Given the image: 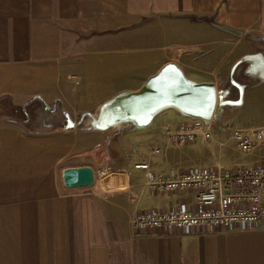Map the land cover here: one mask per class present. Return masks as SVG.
<instances>
[{
  "label": "crops",
  "instance_id": "crops-1",
  "mask_svg": "<svg viewBox=\"0 0 264 264\" xmlns=\"http://www.w3.org/2000/svg\"><path fill=\"white\" fill-rule=\"evenodd\" d=\"M260 37L264 0H0V264H264V221L251 231L191 235L139 236L131 229L134 212L166 202L147 194L145 171L133 162L178 173L249 165L264 155L262 145L241 157L229 145L231 126H264L234 119L260 76L245 63L232 73L250 85L242 103L217 108L210 139L198 134L191 150L176 152L167 138L184 118L171 108L141 129L115 125L119 142L115 132L78 126V118L115 93L136 90L167 62L189 80L234 88L222 96L233 100L231 65L264 50ZM63 111L73 127H64ZM124 140L135 146L120 150ZM90 148L88 161L64 162ZM112 153L117 171L91 187H63L64 166H103Z\"/></svg>",
  "mask_w": 264,
  "mask_h": 264
},
{
  "label": "built area",
  "instance_id": "built-area-1",
  "mask_svg": "<svg viewBox=\"0 0 264 264\" xmlns=\"http://www.w3.org/2000/svg\"><path fill=\"white\" fill-rule=\"evenodd\" d=\"M210 130L208 122L184 116L173 131H168L167 138L177 146H188L198 134L204 140L210 139ZM228 138L240 152L248 153L264 144V126L249 132L231 126ZM103 166L93 167L95 182L105 172ZM132 167L145 171L144 188L148 195L166 198L162 206L134 212L131 229L136 235L251 231L264 221V155L249 165L208 169L193 166L178 173L153 170L145 160L133 162Z\"/></svg>",
  "mask_w": 264,
  "mask_h": 264
},
{
  "label": "water",
  "instance_id": "water-1",
  "mask_svg": "<svg viewBox=\"0 0 264 264\" xmlns=\"http://www.w3.org/2000/svg\"><path fill=\"white\" fill-rule=\"evenodd\" d=\"M221 30L241 36L231 29ZM259 39L264 43L261 37ZM251 61H255L256 68L264 72V50L257 49L253 53H246L231 65L229 82L237 87V96L233 100H224L221 89L209 80L203 82L189 80L176 64L167 62L165 66L145 79L136 90L115 93L110 99L101 102L94 112H88L83 123L84 130L102 131L118 124L141 129L154 119V115L167 108L175 110L179 115L198 118L207 123L213 117V112L221 105L238 106L242 103L243 90L249 84L236 83L232 73L244 63L247 72L250 73L248 67ZM250 75L253 77L251 73ZM253 78L254 85L264 81L260 76ZM63 114L66 121L64 127H73L76 121L70 119L65 111ZM60 174L63 187L69 189L91 187L95 182V172L91 165L64 166Z\"/></svg>",
  "mask_w": 264,
  "mask_h": 264
},
{
  "label": "rangeland",
  "instance_id": "rangeland-1",
  "mask_svg": "<svg viewBox=\"0 0 264 264\" xmlns=\"http://www.w3.org/2000/svg\"><path fill=\"white\" fill-rule=\"evenodd\" d=\"M165 30L169 32L168 29L165 28ZM166 36L170 38L171 34L170 35L169 34H166ZM228 83L229 82L226 81V85ZM228 89H229V91L232 90L231 88H228ZM79 119H80V121L78 123H80V124H78V126H79V128L84 129L85 128L84 127L85 125H83V122H85V118L82 116V117L78 118V120ZM234 119L235 120H238L240 123L242 121H245V122L246 121H249L251 123V125H255V126L264 125V83L263 84L262 83H258L254 87H252L251 89L250 88L249 89H246L245 93L243 94V103H242V105L240 107V111L237 113V116H235ZM231 121H233V117L230 118L228 121H226L225 124L226 125H229L231 123ZM120 125H123V124H120ZM119 126H118V128H115L116 127L115 126V127H111V128H108L107 129V132H109V135L110 136H111V134H114V132H115L114 136H112L113 142H115V141L116 142H119L118 141V137H117V134L119 132H117V131L118 130L119 131L122 130ZM124 126H126V125H124ZM129 132H131L133 134L134 133H136V134L141 133V131H139V130L138 131L129 130ZM120 143H122V145L121 144H118L119 145L118 148L120 150H122L123 147H130L131 146L130 142H128L127 140H124L123 142H120ZM233 143L234 142L232 141V143L229 144V145L232 146V147L230 146V148H231V150L233 152L235 151L234 148H236L237 149L236 151H237V153L239 154L240 157L242 155H244V154H247V153L240 152L238 150V148ZM261 145L263 147L260 150L261 151H264V144H261ZM132 146H135V145L132 144ZM175 146H177V145H175ZM177 147H179V148L174 147V150L176 152H181L182 149H186V150L189 149V150H191L190 149L191 146L189 147V146H186V145H182V146H177ZM189 152H192V151H188V152H186V154H189L190 155ZM77 156H79V155H77ZM77 156L76 157L75 156H69V157L66 156L64 158V160H65L64 162L65 163H68V164H72V163H77V162L84 163V161H88L89 160L88 157H87V155L81 154L80 157H82V158L77 157ZM112 158L114 159V160H112V164H110V163L109 164H107V163L104 164L103 168H105V172L102 175H104L106 172L110 173V171H117L118 168H121L116 163V161H119L118 160L119 159L118 155L112 153ZM185 158H186V156H185ZM246 158H242V159H246ZM113 161H114V163H113ZM102 175H98V177H97L98 180L102 177ZM97 185H98V187L101 186V185H99V183H97ZM100 189H102V188H100Z\"/></svg>",
  "mask_w": 264,
  "mask_h": 264
},
{
  "label": "bare ground",
  "instance_id": "bare-ground-1",
  "mask_svg": "<svg viewBox=\"0 0 264 264\" xmlns=\"http://www.w3.org/2000/svg\"><path fill=\"white\" fill-rule=\"evenodd\" d=\"M249 65H250V71L249 72L251 74L260 75V76L264 75V72H262V70L256 68V62L255 61H251L249 63Z\"/></svg>",
  "mask_w": 264,
  "mask_h": 264
},
{
  "label": "trees",
  "instance_id": "trees-1",
  "mask_svg": "<svg viewBox=\"0 0 264 264\" xmlns=\"http://www.w3.org/2000/svg\"><path fill=\"white\" fill-rule=\"evenodd\" d=\"M93 149H96V147H93ZM91 151V148L90 149H88V150H85V151H83L81 154H88L89 152ZM92 152H93V150H92ZM116 155H117V153H116ZM112 157V155L110 156V158ZM82 158V157H81ZM109 158V159H110ZM111 160H114V159H112L111 158ZM111 160H109V161H106L108 164L110 163V164H112V162H111ZM113 163H114V161H113Z\"/></svg>",
  "mask_w": 264,
  "mask_h": 264
},
{
  "label": "flooded vegetation",
  "instance_id": "flooded-vegetation-1",
  "mask_svg": "<svg viewBox=\"0 0 264 264\" xmlns=\"http://www.w3.org/2000/svg\"><path fill=\"white\" fill-rule=\"evenodd\" d=\"M231 89L233 90L234 88L231 87ZM232 90H230V91H232ZM221 93H222V96H224V98H227V96H229L231 92H229V89H227V90H225L223 92L221 91ZM225 106H227V105H224V107Z\"/></svg>",
  "mask_w": 264,
  "mask_h": 264
}]
</instances>
